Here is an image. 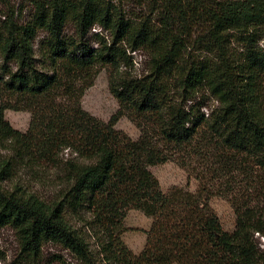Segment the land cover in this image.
<instances>
[{
    "label": "trees",
    "instance_id": "16d2710c",
    "mask_svg": "<svg viewBox=\"0 0 264 264\" xmlns=\"http://www.w3.org/2000/svg\"><path fill=\"white\" fill-rule=\"evenodd\" d=\"M0 5V93L14 98L0 106V142L12 153L0 162V229L11 227L20 248L9 264H39L47 243L81 264H100L66 218L84 210L102 236L104 264H264L256 238L264 237V0H35V15L24 24L10 0ZM133 5L146 12L135 14ZM68 24L77 39L64 35ZM93 29L97 49L85 42ZM40 32L48 37L38 61ZM190 48L207 56L192 60ZM130 52L144 53L148 76L132 75ZM98 67L114 72L111 93L121 109L109 122L81 104ZM175 90L183 103L170 96ZM199 93L218 103L208 117L202 103H192ZM7 110L31 113L27 133L11 127ZM128 112L141 132L137 141L116 129ZM193 145L197 156L218 164L227 186L241 189L230 190L232 233L205 188L165 193L150 170ZM66 151L69 158H61ZM23 162L59 170L57 201L3 188ZM241 174L251 182L238 183ZM129 210L152 219L139 255L121 238Z\"/></svg>",
    "mask_w": 264,
    "mask_h": 264
},
{
    "label": "rangeland",
    "instance_id": "374dc122",
    "mask_svg": "<svg viewBox=\"0 0 264 264\" xmlns=\"http://www.w3.org/2000/svg\"><path fill=\"white\" fill-rule=\"evenodd\" d=\"M11 9L17 13L19 24L30 22L35 15V8L33 1L35 0H10ZM135 14L146 12V9L133 5L130 7ZM0 10L5 9L0 5ZM129 10V8H128ZM99 30V28H96ZM96 32L95 29L85 39V42L91 45L93 49H97V44L91 38ZM64 35L67 38L77 39V33L73 24H68L65 28ZM45 32L38 34L36 42L37 60L40 61L38 56L39 43L47 38ZM105 37L109 38L108 34ZM263 42H261V45ZM238 50V48L236 49ZM189 54L192 60H203L207 55L198 51L196 48H190ZM134 61V68L131 70L135 78H142L148 76V60L143 52H130ZM3 61L0 57V65ZM11 68L16 69L11 65ZM40 71H42L39 68ZM125 68L121 67L120 72H124ZM114 75L113 69L110 67L97 68V75L94 79L93 86L85 92L81 104L85 111L94 117L109 122L111 118L120 111V104L118 100L111 93V76ZM173 99L178 100V104L183 103L182 93L177 90L173 91L170 95ZM181 96V97H180ZM194 104L202 103L204 107L201 113L206 117L218 108V103L208 93H199L196 95ZM188 103V107L191 106ZM2 104H14V98L5 93H0V106ZM5 119L12 128L22 133H27L32 121L31 113L23 111L7 110L5 112ZM134 115L128 112L125 116L121 117L116 125L118 131L128 135L132 140L137 141L141 132L137 124L133 121ZM9 144L0 142V162L8 160L12 157V153L7 149ZM197 145L187 148L186 152L176 153L173 160L151 167L150 170L154 176L159 180L161 189L167 193L173 188H184L196 193L200 187L206 189V195L209 204L216 212L220 219L223 229L232 233L236 227V216L232 207V195L230 190L238 193L241 189L236 184L227 186L225 177L220 176L218 173L219 166L210 157L202 158L195 154ZM61 158L68 159V151L61 155ZM185 158V159H184ZM187 160V165H182L181 161ZM25 162L22 164L16 163L13 166L10 177L3 181V188L9 192L23 193L26 196H36L47 204H51L59 199L62 186L59 185L58 177L59 170L49 166L41 167L39 169L29 168ZM238 183H250V177L245 174L236 175ZM234 182V181H231ZM242 187V185H240ZM239 194V193H238ZM260 207L264 213V198L260 203ZM66 218L70 225L75 229L89 244L91 252L95 259L103 263V255H101V242L102 236L99 229L94 224L91 212L84 210L81 215L73 216L67 213ZM152 226V219L146 217L138 210H129L122 225L121 238L127 247L132 250L136 255H139L146 246L147 235L146 233ZM259 248L264 254V237L256 236ZM20 252L18 239L15 231L11 227H3L0 229V255L5 258V263L0 261V264H9L15 259ZM39 264H81L70 251L61 246L47 243L42 249L41 257L38 261ZM104 264V263H103Z\"/></svg>",
    "mask_w": 264,
    "mask_h": 264
},
{
    "label": "built area",
    "instance_id": "2783aa9c",
    "mask_svg": "<svg viewBox=\"0 0 264 264\" xmlns=\"http://www.w3.org/2000/svg\"><path fill=\"white\" fill-rule=\"evenodd\" d=\"M97 31V30H96Z\"/></svg>",
    "mask_w": 264,
    "mask_h": 264
}]
</instances>
